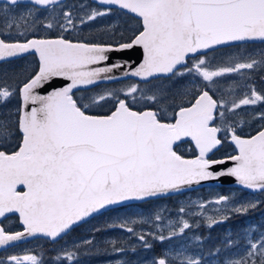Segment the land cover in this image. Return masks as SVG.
<instances>
[{
	"label": "snow or ice",
	"instance_id": "6c2138e0",
	"mask_svg": "<svg viewBox=\"0 0 264 264\" xmlns=\"http://www.w3.org/2000/svg\"><path fill=\"white\" fill-rule=\"evenodd\" d=\"M95 2L96 7L70 5L64 0L0 2V63H10L24 54L38 55L34 74L29 73L15 86L6 80L0 83V106L6 107L16 96L21 101L15 113H0V218L18 214L23 226L22 231L12 232L0 225V246L14 245L36 234L56 240L111 206L124 207L129 201L179 191L184 186L226 175L235 177L245 188L264 194V123L256 135L242 138L236 134L239 122L227 115L242 106L264 102V93L246 82L245 94L238 101L214 98L217 91H223L220 80L215 78L240 73L247 81L252 76L245 73L264 72V49L244 50L215 67L208 57V52L219 46L264 44V0ZM124 10L140 22L126 42H94L95 36L88 41L65 38V33L75 31L78 25L87 26L97 18ZM105 31L114 34V27L110 25ZM52 32L54 37L50 36ZM134 46L143 49V60L135 68L128 62L107 63L109 53ZM194 57L199 58L193 59L189 66V59ZM101 62L103 66L94 67ZM124 67H129V71L123 75L140 78L145 87L133 84L126 89L74 98V89L79 91V86L112 80L111 73ZM189 76L198 79V83L192 87L183 85L175 91L152 84L153 80L176 82ZM53 78L69 82L46 95L40 94ZM238 87L241 85L233 84L230 91ZM188 95L194 100L190 106L176 104L177 96L183 99ZM104 102H110L114 110L107 115L89 114L93 107ZM138 104H143V111L135 110ZM169 107H178L174 122H164L172 115L167 112ZM252 118L264 122V111L256 112ZM221 132L231 134L239 152L227 157L234 162L233 167L214 172L212 166L225 161L207 156L221 144L218 136ZM183 137L195 142L199 152L196 158L185 159L174 150V144ZM18 186L25 190H18ZM221 202L233 204L230 209L233 215H246L264 201L236 202L222 195L215 203ZM198 207L203 210L204 205ZM179 211L184 213L185 209ZM230 218V215L219 219L207 217L208 227ZM161 220L157 214L155 221ZM136 223L126 218L118 226L135 236L144 250L153 247L147 239L149 235L153 241L161 242L178 235L174 228L167 237L162 230L159 235L137 232L130 226ZM178 223L179 233L192 227L183 218ZM156 227L159 229L160 225ZM193 239L199 242L202 238ZM85 243L90 245L92 241ZM111 243L115 246L116 241ZM233 248L239 249L235 255L231 254ZM225 249L229 251L221 255ZM137 250L136 246L114 247L117 253L135 254ZM77 255L78 248L63 253L74 264H79ZM217 258L220 264H264V230L251 224L242 236L234 238L233 234H226L222 245L210 251L207 259L174 248L153 257L148 264H211ZM22 262L40 264L32 254L0 260V264ZM116 264L130 262L118 260Z\"/></svg>",
	"mask_w": 264,
	"mask_h": 264
},
{
	"label": "rangeland",
	"instance_id": "374dc122",
	"mask_svg": "<svg viewBox=\"0 0 264 264\" xmlns=\"http://www.w3.org/2000/svg\"><path fill=\"white\" fill-rule=\"evenodd\" d=\"M69 4L70 5L86 4V1H81V2L73 1V2H70ZM80 14L83 15V13H80ZM110 25H113L112 21L104 24L103 25L104 27L102 28L98 23H96V21H91L88 23L87 26L78 25L75 31L66 32V33L71 34L73 39L79 38L82 40H89L88 38L91 39L92 36L98 35L97 32H106V33L113 32V31H105L106 29H104L105 27H109ZM118 28H114V31H115L114 34L116 35H121V34H124L125 32H128L127 29H118ZM41 34H45V33H41ZM234 51H235L234 54L231 55L233 57L243 52L242 49H240V51H238L237 49ZM226 60L227 59L222 60L220 62L213 61L214 62L213 66L215 67V66L223 65ZM18 61L19 62L13 65L24 66L27 64V60L25 58L19 59ZM11 67L12 65L11 63H9V65H6L5 68H3V70L6 68L11 69ZM263 74L264 72H261L259 75L258 73H247V74L245 73V76L251 75L252 77H257ZM236 77H242V75L240 73L228 74L227 76H225L224 79H220V82L222 85H225L227 83H230L231 80H237ZM0 81H1V78H0ZM133 84H136V83L132 82V83H128L127 85L122 84L119 86V89H126L127 86H130ZM115 87L116 86H114L113 89L101 87L97 89L96 91H94V93H91V95L92 94L95 95L96 93H100L104 90H114ZM122 96L123 95L121 94V97ZM104 103H102V105H97L93 107L92 109H100ZM7 106L8 107L2 109L0 113H15V110L18 108L17 104L9 105V102H7ZM104 106L106 107V104H104ZM1 107L3 106H0V109ZM200 192H202L204 195L199 192H195V193H190V194L188 193L182 194L181 196L180 195L172 196L170 197L168 201V206H167V202H164L163 200L162 201L150 200L149 202H146V204L130 205L120 210L119 209L112 210L108 213L107 216L99 215L93 218L92 220H90L89 225H87L81 230L84 233H91V234L93 233V235H90L87 238V240L92 241V244L87 245L85 243L86 241L59 242L54 245V248L58 249L59 251L54 253V256H52V259L49 260L46 264H74L72 261H68L66 258L63 257V253L71 251V248L72 249L78 248L77 259L79 260V264H112L114 261L119 260L120 254H117L118 256L116 258L115 257L109 258L110 256L109 252L114 251V248H113L114 245L111 243L112 241H116V244H118L119 242H139L137 239L132 240V238H134L135 236H132V234L128 233L126 230L121 229L118 226L126 218H131L137 221L136 224L130 225L131 227L135 228L137 232H141V231L145 233L155 232L157 233V235H159L161 234V230H162V234L168 236L169 230L174 228L177 231L178 235L174 238L169 239L168 241L167 240L163 241V242H167V243H164V250L166 252H169L170 250H173L175 247V249L177 250L186 251L187 254L189 253L193 257H199L201 255L206 257V255L203 253H199V249L195 248V247H201V245L198 244V242L193 239L194 236H198V231L193 233L192 228L197 227V225L201 221H204L205 222V232L208 230H213L214 234H218V231L220 230V225H218L220 223L214 224L212 227H208L207 217H213L214 219H219L222 215H230L231 217H237V220H234L233 223L237 224L236 228H237V233L239 234V236H240L239 228L242 227V232H241V236H242L243 230L248 225H251V224H256L261 227V230H264V211H263L264 202L259 204V206H261L260 212L262 213H260L258 217L255 216L256 217L255 219L254 218L251 219L250 215L254 216L257 213L256 211L257 208L248 212L246 215H233L230 211L231 207L233 206L231 202H221V204L215 203L216 199L219 196L223 195L218 188L206 187V188H203V190H201ZM225 196H228L230 198V201H236V202L248 201V200L264 201L263 197H259V196L252 197V196H243L241 194L236 195L238 196L237 198H234L235 195L231 196L230 194H227ZM200 204L204 205L203 210H201L198 207ZM181 208L185 209L184 213H180L179 210ZM186 208L188 209L186 210ZM157 214H159L162 217L161 221H155V216ZM181 218H183L184 220H187L189 224L192 225L190 229L185 230L186 233L184 234L179 233L178 231L179 226H180L178 222L181 220ZM144 221H147V223H145ZM227 221H229V223L231 224L230 219H228ZM156 224L160 225L159 229L156 227ZM97 231H98L97 234L99 235L96 234L97 235V238H96V235L94 233H96ZM223 235H226V234H223ZM178 238H180L181 240H179ZM206 238L207 237L204 236L200 242L207 243L208 240ZM254 238H255V234H254ZM147 239L149 241L153 240L150 235L147 237ZM211 240H214V239H211ZM155 242H161V241L155 240ZM101 244H106L107 246L110 245L111 248L107 249L108 247L102 246ZM116 244H115V247H117ZM23 248L24 247H18V248L12 249L10 252L8 249L6 252H4L0 256V260H6L7 257L13 256V255L21 256V257L24 256L27 251L17 253L18 249H23ZM99 248L100 249L103 248V251H104L103 255L101 256L103 261L95 263L96 262V257H95L96 251L99 250ZM106 249H107V253H106ZM238 251L239 249H232L231 254L235 255ZM224 253L225 252H223L222 254ZM153 254H155V252L152 249L144 250L140 248V254L138 253L139 256L136 259H134V261L137 262L138 264H148V262L153 257H158L156 254H155L156 256H154ZM48 255L49 254L46 251L44 253V256H46L45 259H47ZM105 256L108 259H105ZM57 257H61V259H57ZM139 257H140V261H139ZM205 259H207V257ZM22 264H30V262H22ZM211 264H220V260L218 259L217 261L213 259L211 261Z\"/></svg>",
	"mask_w": 264,
	"mask_h": 264
},
{
	"label": "flooded vegetation",
	"instance_id": "af4514ba",
	"mask_svg": "<svg viewBox=\"0 0 264 264\" xmlns=\"http://www.w3.org/2000/svg\"><path fill=\"white\" fill-rule=\"evenodd\" d=\"M73 1L81 2V1H85V0H65L64 3L69 4L70 2H73ZM86 1L88 2V5L91 7L97 6L93 3H90L88 0H86ZM95 21L102 28L104 27L103 26L104 24L112 21L113 25H111V26H113L114 28L119 27L118 29H127L128 32H127V34H124L123 38H120V39L118 37L119 35L113 34V32H111V33L97 32L98 35H94V36L96 37V39H98V41H94V42H99L101 40L102 41L117 40V41H121V42H126L128 40V38L132 37L133 32L140 25L138 18H136L135 16H133L129 13L119 12V11L114 12V14L111 16L97 18ZM108 28L109 27H105L104 29H108ZM140 30H142V28H140ZM92 31H94V30H92ZM88 39L90 40V38H88ZM86 41H88V40H86ZM244 48H246V49H244ZM263 48H264V44H261L260 42L249 43L246 45H229V46H224V47H217L215 49V51L208 52V57L211 59L212 64H213L214 63L213 61L220 62L222 60L228 59L231 55L234 54V52H235L234 50H236V49L238 51H240V49H242L243 51L246 50L247 52H253V51L259 52ZM216 57H217V59H216ZM198 58L199 57L190 58L188 61L189 66H191L193 59H198ZM260 73H258V75ZM231 74H233V73H231ZM262 77H264V74L257 76V77H252V79L247 80V81H245L243 76L242 77H236L237 80H231L230 83L222 85L223 91H217L216 96L214 98L226 99L229 101L235 99L236 101H238L239 99L243 98V96L245 94V88L243 87V85L246 82L248 84L254 85L255 89L258 92L264 93V82H262ZM224 78L225 77L215 78V79L220 80V79H224ZM132 82L138 84L141 88L145 87V85L141 82V80L134 79V78L124 79V80H121L118 82L107 83V84H113V85H110V88L113 89V87L116 86L114 88V90H119L120 85H122V84L127 85L128 83H132ZM196 83H198V79L193 80V78L191 76L187 77L185 80H180V81H176V82H173L172 80H168V79H161V80H153L152 81V84L163 85L166 88H168L169 91H175L177 88H179L183 85H188L189 87H192V85L196 84ZM233 84H239V85H241V87L236 88L235 91H230V86H232ZM99 85H102V84H99ZM97 86H94V87H97ZM94 87H92V88H94ZM193 92H195L194 88H193ZM75 93H76V91H74V94ZM77 94H79V97L90 96L88 94L84 95L83 93H77ZM75 97L76 96H74V98ZM175 100H176L177 105L182 104V106H184V107H188V106H190V102H194L192 95H188L187 97H184L183 99L181 97L177 96L175 98ZM104 104H106V107L104 106ZM104 104L100 109L90 110L89 114H92V115H107V114H109L110 110H113V106L110 102H106ZM135 110L143 111L144 110L143 104H138L135 107ZM176 111H178V107H169L167 109V112L172 114V115H169L164 122H174V113ZM260 111H264V102H259L257 105L242 106V108L238 109L235 113L230 112L227 115H228V118L230 120H237L239 122L238 127H237V132H236L237 135H240L241 137H250V136L256 134L259 130H261V125H262V123H264V122H261L259 120H254L252 118L256 112H260ZM216 124L217 125L220 124L219 116H217ZM218 136L221 138L222 142L211 153L208 154L207 158L211 159V160H216V159H222V158H226L229 156L237 155L238 151H237V148L234 145V143L231 141V134L221 132V133H218ZM173 147H174V150L177 151V153L179 155L183 156L184 158H196V156H198V154H199L195 144L190 139L180 140V141L176 142ZM12 150H15V149L13 148ZM214 188H218L221 191V193L223 194V196L230 194L231 196L235 195L234 198H237L238 196H236V195L241 194L243 196L263 197V200H264V194L260 193L259 191L258 192H250V191L243 190V189H240L238 187H232V186H217ZM201 190H203V189H201ZM195 192H199V193L203 194L199 190L191 191L188 194L195 193ZM167 201H168V199H167ZM187 209L188 208H186V210ZM260 209H261V206L257 207V210H256L257 213L258 212L262 213V212H260ZM256 214L254 216L250 215V218L255 219ZM89 221H90V219L86 220V222L80 223L77 226H74L72 228V230H70L66 234H63L60 238H58L56 240H50V239H45V238H36V239L28 240L26 242H23V243L14 245V246H10L9 248H7L5 250H1L0 253L6 252L8 249L10 252L12 249H15L18 247H24L23 249H18L17 253L27 251L26 254H32V255L37 256L38 260L40 261V264H46V259H45L46 256H44V253L47 251V253L49 255L54 256V253L59 251L58 249L54 248L55 244H57L59 242L89 241V240H87V238H88V236L93 235V233L92 234L91 233H84L83 231H81L84 227L89 225ZM0 222L8 231H17V230L21 229L17 215H10L6 219L5 218L2 219ZM218 225H220V230L218 231V239L216 242H207L208 243L207 244L205 242L199 241L198 244H200L201 247H195V248L199 249V253L205 254L206 257L210 251L214 252L215 248L217 246L222 245V241H220V240H223V239H220V238L225 237V235H223V234H233L234 238L237 234V230L235 229L234 224L232 222L230 224L229 221H227V222L220 223ZM222 227H224V228H222ZM192 229H194L195 231H198V236H200L201 238H203L205 236L206 232H205V222L204 221H201L197 225V227H193ZM239 232H240V236H241L242 227L239 228ZM97 233H98V231L94 234L96 235ZM184 233H186V232H184ZM97 235H99V234H97ZM97 235H96V238H97ZM150 243H152V245H153L152 250H154L155 254L158 257H160L162 254L166 253V251L164 250V243H167V242H150ZM101 245L108 247L107 249L111 248L110 245L109 246H107L106 244H101ZM116 245H117V248L118 247H124L126 249L131 248L132 246H136L138 250L135 254L131 253L130 251H126L124 253H117L115 251H112V252H109V254H110L109 258L110 257L116 258L118 256L117 254H120L119 260H128L130 262V264H138L137 262L134 261V259H136L139 256L138 253L140 254L139 242H119ZM114 247L115 246H113V248ZM107 249H106V253H107ZM233 249H237V248H233ZM71 251H77V249L71 248ZM226 251H229V250L225 249L224 252L227 253ZM222 253H221V255L225 254V253L224 254H222ZM155 254H153V255L156 256ZM188 255H190V254L188 253ZM101 256L102 255L95 256L96 257V263L103 260L101 258ZM105 259H108V258L105 256ZM214 260L218 261V258L214 259ZM117 261H114L112 264H116ZM139 261H140V257H139Z\"/></svg>",
	"mask_w": 264,
	"mask_h": 264
},
{
	"label": "water",
	"instance_id": "95a60500",
	"mask_svg": "<svg viewBox=\"0 0 264 264\" xmlns=\"http://www.w3.org/2000/svg\"><path fill=\"white\" fill-rule=\"evenodd\" d=\"M92 1L95 2V0H92ZM0 2H2V0H0ZM124 11H127V10H124ZM29 54H34L35 57H36V59H37V61H38V55L37 54H35V53H29ZM26 55H28V54H24L23 56H26ZM109 56H110V59H109V61H107V63L109 65L112 64V63H114V62H116V61H121V62H128V65L131 68H135L143 60V49L140 46H134L131 49H127V50H124V51H121V52H112V53H109ZM103 65H104V62H101L99 65H94V67L95 66H103ZM126 71H129V67H124V68L116 69V70L113 71V73H111V75L114 77V79L108 80V81H98L95 85H98L100 83H110V82L124 80V79H129V78H134V79L140 80V78H138V77H133L131 75H128V76L123 75ZM68 82L69 81H66L64 78H53V80L49 83V85L46 88H43V89L40 90V94L46 95L49 91H52L53 89H55L57 87L64 86ZM95 85L79 86V88L80 89H85V88L93 87ZM76 90L77 89H74L73 91H76ZM20 103H21V101H20ZM254 135H256V134H254ZM254 135H252V136H254ZM244 138H249V137H244ZM183 139H190V140H192L190 137H183L181 140H183ZM192 142L195 144L194 141H192ZM234 145H235V143H234ZM237 151L239 152V149L238 148H237ZM185 159H194V158H185ZM216 160H224L225 162L222 163V164L213 165L212 166V171H214V172H219V171H222V170H225L226 171L228 168H231L234 165V162L231 161V160H228L227 157L226 158H222V159H216ZM214 185L238 186V187L247 189L244 186L240 185L237 182V180H236L235 177L227 176L226 175V176H221V177H218V178L209 179V180H206V181H201L199 183H193L191 185L184 186L179 191H171V192L165 193V194H158L157 196L148 197V198H145L143 200L129 201V202H126V204L136 203V202H143V201L148 200V199H153V198H158V197H166V196H170V195L182 193V192H185V191H188V190H192V189H195V188L205 187V186H214ZM18 190L24 191L25 189H24L23 186H18ZM247 190H249V191H258V190H251V189H247ZM114 207H118V206H111V208H114ZM14 215H17L19 217L18 214H14ZM94 215H96V214H93V216ZM88 218H90V217H88ZM88 218H86V219H88ZM1 219H3V218H0V220ZM19 222H20V220H19ZM20 224H21V222H20ZM22 230H23V228L21 230H18V231H22ZM37 236L46 237L43 234H36L35 236H32V237H25L21 241L15 242L14 245H16L18 243H22L23 241L29 240V239L34 238V237H37ZM47 238H49V237H47ZM50 239H52V238H50ZM9 246H12V245H9ZM9 246H0V249H3L5 247H9Z\"/></svg>",
	"mask_w": 264,
	"mask_h": 264
},
{
	"label": "trees",
	"instance_id": "16d2710c",
	"mask_svg": "<svg viewBox=\"0 0 264 264\" xmlns=\"http://www.w3.org/2000/svg\"><path fill=\"white\" fill-rule=\"evenodd\" d=\"M86 4H88V2L86 1ZM124 34H127V32H125ZM123 34V36H124ZM44 35H47V34H44ZM50 36H55V32H52L50 34ZM119 39L122 38L121 35L118 36ZM65 38H68V39H71V36L70 34L66 33L65 35ZM98 38V37H97ZM96 41H98V39H96ZM26 60H27V64L22 66V65H13V64H16L17 62H19L18 60H15V61H11V69L9 68H6L3 70V68H5L6 65H9V63H0V78H1V81L0 83H4V80H6V82L8 84H12V85H18L20 84L21 81H24L25 80V77L29 75V73H33L34 74V69H36L38 63H37V60L35 58L34 55H28V56H25L24 57ZM23 59V58H21ZM4 78V80H3ZM110 85H113V84H102V85H98L97 87H94V88H90V89H87V90H79V91H76L75 93V96L76 97H79V94L77 93H83L84 95H91V93H93L94 91H96L97 89L101 88V87H104V88H110ZM10 104H17L18 107H19V96H16V97H13L10 101H9V105ZM8 107V106H6ZM6 107H1L0 111ZM92 110V109H91ZM201 191V189L199 190ZM110 212V211H108ZM106 212H104L103 214L101 215H105ZM209 231H207L205 233L206 237H207V240H211V239H214L212 240V242H216L217 239H218V234H214L213 232H211L210 234H207ZM156 241H159V240H156ZM149 242H155L153 240H150ZM104 251H103V248L96 251V255H103ZM3 253L1 252L0 253V256L2 255ZM95 255V256H96ZM52 258V255H48L47 259H46V263Z\"/></svg>",
	"mask_w": 264,
	"mask_h": 264
}]
</instances>
